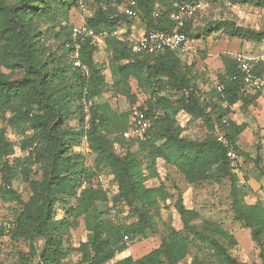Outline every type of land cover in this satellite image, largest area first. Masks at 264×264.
<instances>
[{"label": "trees", "instance_id": "1", "mask_svg": "<svg viewBox=\"0 0 264 264\" xmlns=\"http://www.w3.org/2000/svg\"><path fill=\"white\" fill-rule=\"evenodd\" d=\"M87 1L90 0H84L85 6ZM95 1L96 14L82 22L95 31L94 37L82 40L81 59L87 70L84 71L73 65L75 24L65 26L64 33L56 35L62 40L56 50L46 45L39 27L57 9L67 12L73 7L81 8V0H0V120L9 128L31 131L21 143L25 159L15 164V144L6 130H0V196L18 209L17 215L8 221L0 213V240L6 238L5 223L10 222L14 225L10 240L27 241L33 250L37 242L43 241L38 264H63L66 254L61 230L76 229L82 219L99 213L89 239L75 250L81 254L82 264H182L198 243L211 250L217 264H251L237 250L239 242L234 234L217 222L200 221V214L187 208L181 195L174 208L183 229L169 228L161 234L159 247L139 259L120 257L128 250L126 237L138 241L150 231H157L161 204H166L169 196L164 184L153 185L143 166L149 164L150 171L158 177L156 164L162 160L191 186L230 180L234 220L250 231L264 264V207L247 202L234 172L238 160L227 157L228 149L214 135V121L207 110L215 103L214 94L224 106L217 121L239 154L236 142L247 126L223 123L222 118L233 114L232 108L237 104L246 106L253 100L245 94L247 87L235 59L222 58L224 73L219 76V86L223 91L215 88L213 93L208 92L212 102L201 103L191 80L193 66L185 65L177 52L138 54L134 44L118 38L122 25L139 18L145 22L147 32L172 31L175 25L169 19L171 0H135L138 14L132 20L123 12L132 0L121 12L110 5L115 0ZM158 1L166 11L155 20L152 13ZM228 1L231 5H264V0ZM193 21L188 20L183 29L191 43L216 31H223L231 38L264 41V32L238 27L230 21L218 22L214 30L210 24L202 32L194 33ZM99 40L111 51L108 63L118 79L116 108L96 102L107 88L106 66L97 64L95 59ZM263 65L256 67L261 75ZM131 80L150 95L146 105L138 107L150 118L151 128L145 140H130L136 144V151L128 148L120 153L116 144L126 145L123 132L129 129L130 115L138 102L132 93ZM167 93L181 97L171 100ZM89 101L92 102L90 120L86 122L85 103ZM180 113L189 120L201 121L210 133L202 136L193 130L183 136ZM73 121H77V129L71 126ZM91 155L95 157V166L88 165L87 156ZM256 166L262 170L259 159ZM103 170L113 177L114 206L120 204L129 209L127 220H120L119 211L114 208H108L105 217L99 210L101 205L110 203L103 184L97 181ZM261 174L264 176V170ZM103 177L105 182L106 176ZM15 180L19 181V188L14 187ZM61 206L68 208L65 216L57 219ZM202 263L198 258L190 262Z\"/></svg>", "mask_w": 264, "mask_h": 264}, {"label": "rangeland", "instance_id": "2", "mask_svg": "<svg viewBox=\"0 0 264 264\" xmlns=\"http://www.w3.org/2000/svg\"><path fill=\"white\" fill-rule=\"evenodd\" d=\"M128 1L122 0L119 3L115 0L110 5L121 12ZM105 4L107 6V3ZM106 6L104 5V8ZM97 8V1L90 0L87 1L85 8L73 7L67 12L61 9L55 10L51 19L41 22L39 25L45 37L46 45L53 46L56 50L62 41L56 35L58 33L63 34L65 26L85 22L91 14H96ZM221 21L234 22L238 27L264 32V5L261 7L250 4L231 5L228 0H205L204 10L194 19L191 27L194 33H199V31L202 32L210 24V29L214 30L217 27V23ZM146 33L147 26L139 18L122 25L118 38L134 44L135 41ZM238 54L248 57L262 56L264 55V41L259 43L231 38L223 31H216L207 36L202 35L200 39L192 43L191 52L178 53V56L185 65L193 66L191 80L196 86V90L213 93L214 89L219 85V76L224 73L222 58H235ZM110 58L111 51L107 44L99 40L95 59L97 64H105L106 66L104 75L107 88L103 90L101 96L96 98V102L100 104L106 102L112 108H116L118 79L115 77L114 69L108 63ZM131 88L132 93L138 98L137 106L146 105L150 95L138 88L134 80H131ZM245 94L253 102L246 106L241 103L237 104L232 108L233 114L229 116L225 115L222 118V122L227 124L228 122H235L236 124H246L247 126L236 142L239 150V159L234 163V172L237 175L238 185L244 189L247 202L264 207V176L261 174V171L264 170V98L257 96L248 88L245 89ZM166 95L171 100H177L181 97L177 93H167ZM212 95L214 96L215 103L208 106L207 110L212 115L214 121L213 133L215 136H220L224 135V132L217 121V117L219 113H223L224 106L218 102L214 94ZM178 118L179 125L184 128L183 136H188L193 130L202 136L210 133V130L201 121L189 120L183 113H180ZM71 126L77 129V121H73ZM0 130H6L8 137L15 144L16 153L14 162L15 164H19L25 159L26 155L21 151V143L31 134V131L28 129L15 130L9 128L2 120H0ZM124 142L126 143L125 146L116 144L118 152L124 153L128 148L131 151L137 150L136 144L131 143L130 140L124 139ZM94 159L93 155L87 156L89 166H95ZM257 159H259L262 170L256 166ZM143 168L150 175L154 186L158 187L160 184H164L169 199L166 204H161V214L157 217V231H150L138 241L129 239L126 243L128 250L122 253L120 257L131 256L134 259H139L159 247L161 234L169 228L176 230L183 229L180 216L174 208L176 200L181 195L183 196L185 206L196 210L200 214V221L210 220L217 222L234 234L239 242L237 250L243 255L244 259H247L251 264H263L260 258V249L257 243L252 240L250 231L234 220L231 210V182L229 179H219L191 186L186 183L184 177L175 168L167 165L162 160H159L156 164L158 177H155L150 171L149 164L144 163ZM100 174L106 176L102 189L108 193L110 203L108 206L101 205L99 210L104 212L103 216L105 217L108 214V208H114L119 211L120 220H127L129 209L120 204L114 206L113 198L116 195V189L113 177L108 176L106 170H103ZM13 185L15 188H19V181L15 180ZM67 208L68 206L58 208L57 219L65 216ZM17 212L18 209L14 207V204L6 202L0 196V213L5 221L10 220V217L14 218ZM97 216H99V213L82 219L79 227L76 229L61 230L60 234L63 235L64 240L62 249L66 254L63 264H82L81 254L75 250L79 247L80 243L89 239L91 226ZM43 244V241L40 240L33 250L31 244L27 241H12L10 237H6L0 240V264H38ZM197 245V248H191L188 258L182 264H190L194 258L201 260L202 264H217L209 248L200 243Z\"/></svg>", "mask_w": 264, "mask_h": 264}, {"label": "built area", "instance_id": "3", "mask_svg": "<svg viewBox=\"0 0 264 264\" xmlns=\"http://www.w3.org/2000/svg\"><path fill=\"white\" fill-rule=\"evenodd\" d=\"M137 2L132 0L130 5L124 8L123 12L129 19H135L137 17L136 10ZM205 0H171L169 19L174 23L175 27L172 31H160L153 29L148 31L143 37L134 42V50L138 54H161L166 51H173L177 53H188L192 51V43L189 41L187 35L183 31L188 20L195 19L200 12L204 10ZM81 8H85L84 0H81ZM166 11L165 6L161 2L154 4L152 17L157 20L160 19ZM72 36L75 41V49L73 51L72 59L73 65L76 68H82L84 66L81 59L82 40L88 37H94V29L86 26L84 23L75 24L72 29ZM235 62L238 65L239 70L243 74V80L245 86L253 92L259 93L264 98V76L257 73L256 67L260 64H264V55L258 57H248L242 54L235 56ZM218 92L223 91L222 86H217ZM198 100L204 104H210L212 102V96L204 91H194ZM188 94V93H187ZM92 102L85 103L86 122L90 120V107ZM151 128V120L145 112L140 110L138 106H135L130 115V127L123 132V137L127 140L143 141L146 139L147 134ZM87 142V135L84 136ZM217 140L222 143L227 150V157L236 161L239 159L238 153L234 150L231 142L224 136H217ZM88 152H90L88 148ZM97 181L100 184H104V177L101 175ZM6 237L11 236V230L14 225L10 222L5 223ZM129 239L126 237V241Z\"/></svg>", "mask_w": 264, "mask_h": 264}]
</instances>
